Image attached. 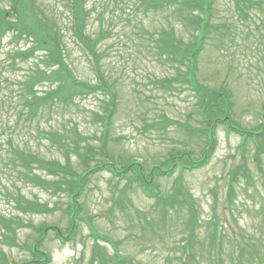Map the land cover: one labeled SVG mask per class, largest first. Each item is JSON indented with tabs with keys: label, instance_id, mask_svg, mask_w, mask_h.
<instances>
[{
	"label": "rangeland",
	"instance_id": "374dc122",
	"mask_svg": "<svg viewBox=\"0 0 264 264\" xmlns=\"http://www.w3.org/2000/svg\"><path fill=\"white\" fill-rule=\"evenodd\" d=\"M39 1L43 7L56 10L58 19L67 21L62 0ZM134 1L136 0H89L92 13L88 31L93 38L99 34L101 26L109 33L98 46V52H103L100 69L95 68L82 47L71 39L68 40L69 47L72 48L69 62L78 80L97 84L101 74L111 90L117 93V110L115 108L110 124L111 135L115 139L110 144L116 155L113 156L115 164L123 167L136 160L144 163L149 170L152 164L162 162L178 148L192 147L199 155L204 142L203 137H191L180 124L189 121L193 125H199L198 97L195 93L165 88L157 81L171 73L172 69L161 59L156 60V54L152 51L154 38L150 37V33L162 26L171 25L183 31L181 19L168 24L165 14L155 11L136 13L132 7ZM10 3V0H0V10L9 12ZM229 6L228 0H218L213 10L214 19L234 22L236 27H240L241 23L233 18ZM236 41L233 45H228L229 49L222 50L210 42L200 57L199 79L209 88L222 86L231 89L235 99L233 118L241 126L251 130L264 122V50L257 48L253 39L248 42V46L241 39L238 43ZM30 43L27 38L20 39L11 35L0 45V152L3 153L8 148V140L12 139L13 143L41 156L64 161L61 152L52 145V141L46 139V130H65L73 136L71 129L76 127L90 145H97L103 131L97 113L103 112L107 98L101 92H91L88 96L77 98V104L71 105L67 111L56 104H47L34 117L25 114L19 117L23 101L22 83L34 73L36 65L41 64L40 53L28 60L15 56L18 50L27 49ZM51 85L40 82L36 88L43 93ZM163 115L178 122L161 135L148 124L163 118ZM64 126L66 128L62 130ZM217 138V148L207 166L182 173L176 171L171 177H162L156 188L161 194L169 195L176 177L181 174L183 182L196 199L203 220L211 216L214 192L220 203H223L227 185L225 177L227 174L229 177L232 168L244 160L240 148L242 137L239 134L228 131L221 124L217 128ZM262 140L264 144V138ZM253 152L254 143L249 141L244 151L245 163L255 176L258 191L254 186L247 192L239 188L238 202L240 201V206L243 204V209L247 203L259 202V191L264 194L262 176L257 171ZM261 156V168L264 172V152ZM95 158L102 159L97 153ZM5 164L0 163V213L22 219L34 228L42 224L56 225L65 232L69 227L68 216L62 210L66 207L65 194L24 184L16 176L9 174ZM90 164L94 165L93 157L91 163H88L91 167ZM71 165L81 168L85 164L83 158L72 154ZM129 175L121 179L109 172L90 175L89 187L82 196L85 205L81 212L83 220L78 221L74 236L69 235L63 242L56 237L55 229L46 231L45 238L48 240L44 248L53 257L49 264H91L94 256L111 258L114 255L112 243L118 241L121 242L118 248L121 256L130 257L136 263L161 264L168 257L171 262L172 259L176 262L175 256L179 255L180 250L179 246L173 248L172 245L179 243L182 238L181 224L186 216L179 217L175 213L173 219L170 216L164 217V203H158L157 198L149 197L142 190L143 186L133 183L125 188L130 181ZM239 179L244 181L241 174ZM14 183L26 198L46 203L52 210L44 214L23 211L15 202L14 192L10 195L7 193L8 189L15 188ZM123 189L126 195L121 193ZM128 198L130 203L125 200ZM175 220H179L178 223ZM5 231L0 225V249L5 251L6 256L19 260L29 257L30 253L23 247L10 248L1 241ZM35 235L36 231L31 227L22 228L19 230V241L21 244L31 242ZM95 242H99L106 250L97 253L92 249Z\"/></svg>",
	"mask_w": 264,
	"mask_h": 264
},
{
	"label": "trees",
	"instance_id": "16d2710c",
	"mask_svg": "<svg viewBox=\"0 0 264 264\" xmlns=\"http://www.w3.org/2000/svg\"><path fill=\"white\" fill-rule=\"evenodd\" d=\"M10 1L9 12L0 10V45L7 35L12 34L20 39L27 38L31 45L27 49L18 50L15 56L28 60L40 53L42 64L38 63L34 73L29 75L22 84V95L28 107L26 114L34 116L47 104H56L66 111L79 96L89 95L97 90L111 91L101 74L97 84L78 80L69 62L72 48L69 47L68 40L71 39L82 47L95 68L100 69L103 52H98V46L109 33L101 26L99 34L93 38L88 31L92 13L89 0H62L67 12L66 22L58 19L56 10L43 7L39 0ZM217 1L136 0L133 6L131 5L136 13L155 11L165 14L168 24L181 19L183 31L177 30L173 25L162 26L151 36L154 38L153 46L156 49L157 58L173 70L170 75L161 77L158 83L175 91H192L198 97V114L203 116L200 119V125L194 127L186 122L184 127L191 134L205 137L203 138L205 147L199 157L195 156L196 151L193 148L178 149L176 154L171 155L159 166H152L148 173L136 162L127 163L119 168L114 160L112 162L103 160L90 167L88 163L91 158L87 155L93 154L95 149L90 144H83L88 142V139L80 136L77 129L74 132L77 140L65 131L46 130V139L52 141V145L63 155L64 161L41 156L31 149L13 144L11 139L8 141L10 145L8 149L3 153L0 152V160L5 159L6 163H10L7 168L14 170L18 180L54 193L62 192L68 198L70 197L64 209L70 219L65 235H74L78 221L82 219L81 212L84 211V205L79 201V197L87 187L91 174L108 168L114 174L125 176V173L133 170V180L139 181L146 190L153 192L154 188L158 187L157 179H155L157 176L170 175L178 166L183 170L205 166L211 160L218 145L216 137L218 124L226 123L229 130H234L242 136L241 152L244 160L232 168L229 177H225L227 185L223 203H220L217 193L214 192L212 213L208 219L201 218L197 202L181 178L176 179V185L171 194L158 196L159 202L164 203V217L170 212L174 213L172 216L169 214L172 219L175 218V213L179 217L186 216L181 224L182 238L178 241L179 243L172 245L173 248L179 246L180 250L179 255L175 256L176 262L174 263L172 258L171 262L168 257L161 264H264V194L259 191V202L247 203L244 209L243 204L240 206V201L238 202L239 188L247 192L251 186L256 187L255 176L245 163L244 151L249 141L254 143L252 154L264 185V172L261 168V154L264 152L262 142L264 122L251 130L241 126L232 117L235 106L233 92L223 87L209 88L199 79L200 57L210 42L222 50L229 49L228 45H233L237 39L248 42L254 37L257 46L264 47V0H228L232 16L241 23L240 27H236L234 22L214 19L213 10ZM252 23L255 30L251 28ZM238 42L239 40L236 41ZM41 54H43L42 57ZM40 82L51 83L52 86L40 94L36 89ZM53 84H55L54 87ZM115 108L117 110V102L113 98L105 102L102 114L97 113L100 121L103 123L106 121L107 124L105 134L100 139L99 153L102 155L108 150L110 124ZM19 115L21 116L22 113ZM172 123L175 121L164 116L161 121L148 125L158 131H164ZM72 154L83 158L85 168L82 172L71 165ZM41 172L45 176H42ZM239 174L243 176L244 181L239 179ZM14 187V189H8L7 193L10 195L12 191L14 192L15 202L26 213L44 214L52 210L46 203L26 198L15 183ZM4 188L7 190L6 185ZM255 190L258 191V188L256 187ZM167 206H169V212ZM178 221L175 220L176 223ZM0 225L6 230L3 232L2 242L9 246H18V232L21 228L30 226L36 231L37 235L32 244V259L27 260L26 263L14 264H48L51 261V255L41 246L47 235V229L55 227L42 224L34 228L22 219L7 217L2 213H0ZM56 233L58 236L64 235L62 231ZM117 244L119 248L121 244L119 242ZM28 245L23 246L30 248ZM92 249L97 253L106 250L99 242H95ZM99 257H92L91 264H155L136 263L130 257H123L118 252L111 258ZM0 264L10 263L3 256L0 258Z\"/></svg>",
	"mask_w": 264,
	"mask_h": 264
}]
</instances>
